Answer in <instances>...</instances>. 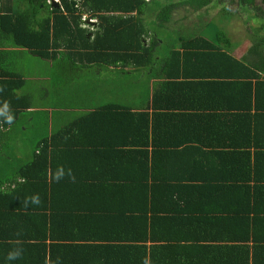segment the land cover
<instances>
[{
    "label": "trees",
    "instance_id": "1",
    "mask_svg": "<svg viewBox=\"0 0 264 264\" xmlns=\"http://www.w3.org/2000/svg\"><path fill=\"white\" fill-rule=\"evenodd\" d=\"M50 1L0 0V48H12L0 49V105L15 117L0 118V143L41 118L46 129L26 161L6 157L0 264H264V34L250 48L255 62L238 60L224 32L211 41L182 22L166 27L182 7L208 24L200 11L229 13L221 0ZM27 53L49 70L72 63L68 75L79 62L114 65L101 82L141 81L146 109L101 97L48 136V111L18 67ZM101 82L87 91L103 96ZM61 165L75 182L52 178ZM35 194L42 203L26 209ZM17 246L22 258L7 261Z\"/></svg>",
    "mask_w": 264,
    "mask_h": 264
},
{
    "label": "rangeland",
    "instance_id": "2",
    "mask_svg": "<svg viewBox=\"0 0 264 264\" xmlns=\"http://www.w3.org/2000/svg\"><path fill=\"white\" fill-rule=\"evenodd\" d=\"M228 3H225L226 5ZM260 4V1L258 0L257 5ZM229 5V4H228ZM76 7L78 5H75ZM220 7V6H219ZM219 7H212L211 10L206 14L204 13V10L202 9L200 12V18H205L208 20L210 23L206 24L202 20H198L197 16H193L190 20H187L185 16H191V12L188 11L185 7L179 8L175 14H172L171 20L166 24V27L169 29L172 28L175 31H180L179 29V24L182 22L183 27H188L190 30H194V35H200L204 37L207 40L214 41L215 40V35L219 33V31L224 32L226 36L230 39L231 43L237 44L235 47H231L228 49V52L232 54L235 58L237 59H244L247 58L248 60L250 59L252 62H255V56L252 52V49H250L253 44L255 43L254 38L255 35H258L260 31V26L263 24L261 17L260 11L263 9H259L258 7L254 4L252 7V10L250 13H244L245 9L241 11L239 7H236V5L231 6V15L226 16L223 12V8ZM254 15H260L254 16ZM250 16V17H249ZM246 17V19H245ZM252 17V18H251ZM84 20V19H83ZM181 20V21H180ZM183 20V21H182ZM186 20V21H185ZM180 21V22H179ZM200 23H199V22ZM261 22V23H260ZM195 25H197L195 27ZM259 26V27H258ZM83 28H87L84 23L82 24ZM258 27V28H257ZM260 34V33H259ZM261 35V34H260ZM259 39V37H256V40ZM222 46V45H220ZM223 47V46H222ZM25 61H20L18 63V67L20 69L24 68L22 70V74L28 81H33L31 86L28 88V92L33 96L32 98L36 102V104L40 105L41 107L44 108V106H52L54 105L55 100L58 98L59 100L57 101L62 104H57V105H63L64 104L70 106L72 103L77 101V96L79 94V83L80 82H85V86L87 89H95L97 88L95 83H92L90 80L91 72L83 71L82 68H79L75 70V73L72 75H68V81L73 82L72 86L70 87H64L63 88V83L59 82L58 85L61 88V91H59V88L56 87V83L62 79V75L58 73L57 71L54 70H49L47 68V64L43 61H40V58L34 57L32 55H29L28 53L25 54ZM249 60V61H250ZM81 66V65H80ZM79 74V79L76 80L77 75ZM85 75V76H84ZM89 80V81H88ZM88 81V82H87ZM132 79L129 81L126 80L123 82V80L119 79V81H112L113 86L109 87L112 89V91L116 94H120L121 90L119 89V86L122 85L123 92H129L131 95H135L136 98L142 97L143 93V88L144 86L142 85L141 81L136 80V84L132 86ZM99 84V83H98ZM117 85V88L114 86ZM132 86L128 91L127 87ZM99 87V85H98ZM73 88L76 89V93H73ZM121 88V86H120ZM99 89V88H98ZM102 89V88H101ZM99 91V90H95ZM97 93L93 94V96L97 98ZM135 96H132L131 99L135 100ZM128 97H130L129 94H126L121 98V102L127 103ZM85 100L81 99L79 103H83ZM45 119V117H44ZM41 120L39 121V124L36 123V130L35 129H29L26 131V136L25 138L22 137L20 138L19 134L17 132H14L16 135L9 134V139H7V143L9 144L8 147H4V154L7 155L8 157L15 158V163L16 158H25V145L33 142L32 137L33 136H38V135H44L46 133L45 125L41 123ZM48 123V122H46ZM40 125H42L40 128H38ZM38 128V129H37ZM52 129H54L51 126ZM54 131V130H52ZM8 136V135H7ZM3 148V149H4ZM28 158H26L27 160Z\"/></svg>",
    "mask_w": 264,
    "mask_h": 264
},
{
    "label": "crops",
    "instance_id": "3",
    "mask_svg": "<svg viewBox=\"0 0 264 264\" xmlns=\"http://www.w3.org/2000/svg\"><path fill=\"white\" fill-rule=\"evenodd\" d=\"M89 23L94 24L95 21H89ZM0 44L3 45V43H1V41H0ZM1 45H0V47H1ZM0 49L1 50H3V49L8 50V49H12V48H9V47H7L5 45L3 48H0ZM16 53H21V52L18 51ZM22 56L24 57V54ZM238 60H240V59H238ZM77 64H81V66H82L81 68H82L83 71H87V72L90 71L91 72L92 76L90 77V80L92 81V83H95L97 81L101 82V80H103L102 78L104 76H107L109 78L110 75L114 74V69L116 68V67H114V65L106 66L105 64H99V63H95V62L92 63V62H86V61H84L83 63L79 62ZM71 66H73L72 63L64 65V66H61L59 70L56 69V71L57 72L59 71L58 73H60L62 75L63 88L65 86L66 87H70L73 84V82H69L68 81V79H67L68 74L66 73V70L68 68H70ZM127 76H128V78H130L129 75H127ZM78 79H79V74L76 77V80H78ZM135 82H136L135 80L132 81V86H134L136 84ZM155 82H157V80H153V79L150 80V83H149V89L150 90H152L153 87L155 86ZM84 83L85 82H83V81L79 83V87H78L79 88V94L76 95L77 96V101L72 103V105H70V106H68L66 104H64L65 106L57 105V104H62L61 101L57 103V101L59 100L57 98L55 100V102H54V105L48 106V107L45 106L46 110L48 111V117H45V119L48 120V123L46 124L47 131H48V136L51 135L52 130L55 131V130H57L59 128H62L63 126H65L68 123V121H70L72 119H75V118H80L83 115L89 113L94 108L99 107L101 105L100 104L101 102H99L101 97H102V100L105 101V102H117V103H119L120 105H123V106H125V105L131 106L135 110H137V109L145 110L146 106L148 104V102H146V100L144 99V95H142V97H138V99H137L135 95H131L130 94V91L125 93V92L122 91L123 88H120V87H119V89L121 90V93L120 94H117V93L115 94L112 91V89L109 87V85L107 83H103V82H101V84H103L105 86V87H103L104 90H100V91H103V96H100L101 92H99L97 94L98 95L97 98H99V99H95V96H93V93L87 91V88H86ZM132 86H128L127 87V91ZM89 90L93 91V89H89ZM73 93L74 94L76 93V89H75V91ZM126 94H129L130 97H128V101L125 104L124 102L122 103L120 99L123 98V96L126 95ZM132 96H135L136 99L132 100L131 99ZM81 99H84L85 101L83 103H79V101ZM51 126L54 129H52ZM20 138H21V136H20ZM34 146H35V144L33 142H31L29 144H26L25 145V147H26L25 148V155H24L25 158H23V159L18 158V160L26 161V158H29L32 155V152L35 149ZM4 147L5 146L0 143V183L2 181L6 180V177H7L6 175H7L8 170H9V169H6V163H7V158L6 157H7V155H5L3 153L5 148H6V147L5 148ZM211 157L213 158L212 155L210 156V158ZM219 160L220 159H215L213 162H211V163H213L212 164L213 174H210L212 177L216 176V177L220 178L221 175H222V174H217V172H216L217 171L216 169H219V166H218V164L220 162ZM3 233L4 232H2L0 230V236H1L0 238L1 239H2ZM5 240H6V238H5Z\"/></svg>",
    "mask_w": 264,
    "mask_h": 264
},
{
    "label": "clouds",
    "instance_id": "4",
    "mask_svg": "<svg viewBox=\"0 0 264 264\" xmlns=\"http://www.w3.org/2000/svg\"><path fill=\"white\" fill-rule=\"evenodd\" d=\"M58 3V1H56ZM3 86H0V91H3ZM0 118L9 125H11L14 120V114L12 113L11 106L9 102L5 101L2 105H0ZM67 139V138H66ZM52 178L56 182H60L61 180L65 179L66 177L69 178L72 182H75V175L70 168L65 169L64 166H58L54 173L51 174ZM42 203L41 197L39 194H35L29 197H26L23 201L24 207L27 209L29 206H39ZM22 235V230L17 232V236ZM17 245L21 244V241H16ZM24 254V249L22 246L14 247L7 253L5 259L9 262L16 261L22 258ZM45 264H62V260L60 257H57L55 261H52L50 258H46ZM142 264H151L150 258L145 257L142 261Z\"/></svg>",
    "mask_w": 264,
    "mask_h": 264
},
{
    "label": "flooded vegetation",
    "instance_id": "5",
    "mask_svg": "<svg viewBox=\"0 0 264 264\" xmlns=\"http://www.w3.org/2000/svg\"><path fill=\"white\" fill-rule=\"evenodd\" d=\"M222 2H223V5L225 4V3H228V4H226L224 7H225V9H227L228 11H229V13H227V12H225V15L226 16H230L231 15V13H232V11H231V6L232 5H236V7H239V9L241 10V11H243V9H245V12L244 13H250L251 12V10H252V7L254 6V4L258 7V10L259 9H261V8H263L261 11H260V13H261V19H262V21H263V24L260 26V28H263V29H261L260 31H259V33L261 34V35H263L264 34V4L262 3V0H259L260 1V4H258L257 5V2H258V0H254L253 1V4H249V5H247V4H245L244 2H242L241 0H233V2H231L232 0H221ZM222 5V4H221ZM227 13V14H226ZM254 16H260V15H254ZM250 17V16H249ZM252 18V17H251ZM245 19H246V17H245ZM261 23V22H260ZM263 26V27H262ZM259 27V26H258ZM257 27V28H258Z\"/></svg>",
    "mask_w": 264,
    "mask_h": 264
},
{
    "label": "water",
    "instance_id": "6",
    "mask_svg": "<svg viewBox=\"0 0 264 264\" xmlns=\"http://www.w3.org/2000/svg\"><path fill=\"white\" fill-rule=\"evenodd\" d=\"M50 3H51V6H53L55 8H58L59 7V4L55 0H51ZM71 6L73 8H75V9H77V7L75 6V2H73V1L71 2Z\"/></svg>",
    "mask_w": 264,
    "mask_h": 264
},
{
    "label": "built area",
    "instance_id": "7",
    "mask_svg": "<svg viewBox=\"0 0 264 264\" xmlns=\"http://www.w3.org/2000/svg\"><path fill=\"white\" fill-rule=\"evenodd\" d=\"M55 1H57V0H55Z\"/></svg>",
    "mask_w": 264,
    "mask_h": 264
}]
</instances>
